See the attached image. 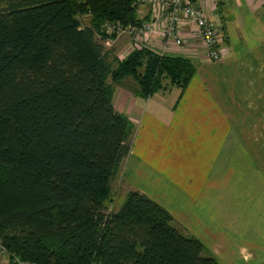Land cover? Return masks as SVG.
<instances>
[{
	"label": "trees",
	"instance_id": "trees-1",
	"mask_svg": "<svg viewBox=\"0 0 264 264\" xmlns=\"http://www.w3.org/2000/svg\"><path fill=\"white\" fill-rule=\"evenodd\" d=\"M141 1V0H140ZM147 2V0H142ZM138 0H0V244L38 264H220L167 209L129 190L108 210L134 125L113 104L125 76L149 98L195 72L145 43L124 57L98 40L148 21ZM88 16V24L80 17Z\"/></svg>",
	"mask_w": 264,
	"mask_h": 264
},
{
	"label": "crops",
	"instance_id": "crops-1",
	"mask_svg": "<svg viewBox=\"0 0 264 264\" xmlns=\"http://www.w3.org/2000/svg\"><path fill=\"white\" fill-rule=\"evenodd\" d=\"M194 1L217 24L220 58L210 60L194 19L179 9L185 43L171 52L195 72L186 85L147 99L122 94L115 108L136 128L122 175L129 186L141 180L139 192L207 254L224 264H264V136L246 127L264 129V0ZM0 264L13 263L0 251Z\"/></svg>",
	"mask_w": 264,
	"mask_h": 264
},
{
	"label": "built area",
	"instance_id": "built-area-1",
	"mask_svg": "<svg viewBox=\"0 0 264 264\" xmlns=\"http://www.w3.org/2000/svg\"><path fill=\"white\" fill-rule=\"evenodd\" d=\"M139 2L140 0H138ZM150 2L159 4V6L158 9L153 8L152 10H148L151 11L148 21H144L140 26H132L125 29L120 25L113 26L105 23L106 30L108 32L115 31L117 35L127 32L135 45L145 43L151 49L162 54L168 49H179L184 45L185 40L177 32V26L180 21L177 11L181 9L185 16L194 19L197 36L200 43L207 48L210 60H219L217 24L204 15L201 7L197 6L194 0H151ZM162 10L170 11L163 12ZM165 13H167V17L163 24L164 27H162L161 23H163ZM163 37H167L172 43L167 45ZM0 251L7 254V251L1 244ZM11 261L13 264H38L22 260L17 256H11Z\"/></svg>",
	"mask_w": 264,
	"mask_h": 264
},
{
	"label": "rangeland",
	"instance_id": "rangeland-1",
	"mask_svg": "<svg viewBox=\"0 0 264 264\" xmlns=\"http://www.w3.org/2000/svg\"><path fill=\"white\" fill-rule=\"evenodd\" d=\"M150 1L151 0H147V2H144L141 0L138 3L139 6L137 8L139 10H137V15L139 17L144 16V14H146L149 9L150 10H152L153 8L158 9L159 4L151 3ZM80 19L83 23L88 24V22H89L88 16L80 17ZM102 30H104L106 33H110L106 30V28H102ZM116 36H117V38L115 39V41H112L109 39L103 41V40L99 39L98 42L100 44H102V46L105 49L114 50L116 53V56L118 58H124L132 50V48H134L136 46L138 47V45H135V43L130 38V35L127 32L120 33L119 35H116ZM163 40L166 42L167 45L172 43L170 41V39H168L167 37H163ZM162 54L173 55L174 53L171 52V49H168V50L164 51V53H162ZM135 88H136V82L132 76H125L120 82L113 83V92L114 93H113L112 104H113L114 108H115V106L120 107V104L122 103V97H121L122 94H128V95L137 97L132 93V90H135ZM139 98H141V97H139ZM141 99H146V98H141ZM122 108L123 109L120 108V110L125 111L126 107L122 106ZM246 127L249 128L247 133L258 132L259 136H261V135L264 136V129H262V127L259 125H256V126L246 125ZM135 132H136V128L134 127L133 133L130 135V139L133 137ZM263 138L264 137H261V139H263ZM131 143H132V141H131ZM260 145L262 148L261 149L262 153H264V147H263L264 143L261 141ZM125 162H126V158L123 160L122 164L120 165V169H119L118 173L115 175V177L112 179V182H111V199L109 201V204L107 205L108 210H110V211L117 210L123 204L126 192L130 188H132V190H136V191H140L142 189L140 186H135L136 184H140L141 180H139L138 182H135L136 184L135 183L131 184L133 186H129L127 184V182L125 181V179L122 175ZM263 166H264V163H263ZM145 183L147 186H152L153 183L154 184L156 183V181L151 182V180L150 181L146 180ZM149 191H151V190L149 189ZM217 261L220 264H224L219 259Z\"/></svg>",
	"mask_w": 264,
	"mask_h": 264
}]
</instances>
